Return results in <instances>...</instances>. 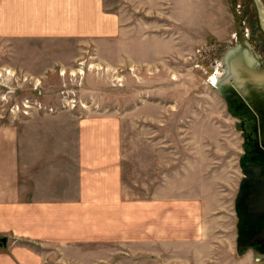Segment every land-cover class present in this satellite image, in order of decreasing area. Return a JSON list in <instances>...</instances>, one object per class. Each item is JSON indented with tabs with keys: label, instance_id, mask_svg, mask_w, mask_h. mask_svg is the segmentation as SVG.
<instances>
[{
	"label": "rangeland",
	"instance_id": "rangeland-1",
	"mask_svg": "<svg viewBox=\"0 0 264 264\" xmlns=\"http://www.w3.org/2000/svg\"><path fill=\"white\" fill-rule=\"evenodd\" d=\"M229 1L163 0L152 5V15L134 12L141 23H155L143 26L139 38L135 31L129 59L121 43L111 51L105 38L87 44L84 38L0 34V97L7 100L0 104L2 120L9 121L15 115L11 107L25 100L53 109L50 115H116L124 195L201 203L202 243L167 244L159 257L137 262L257 264L251 252L240 257L235 252L241 139L208 85L211 65L219 59L217 45L235 38ZM233 2L245 32L264 54V32L252 0ZM134 258L128 264L137 263Z\"/></svg>",
	"mask_w": 264,
	"mask_h": 264
},
{
	"label": "crops",
	"instance_id": "crops-1",
	"mask_svg": "<svg viewBox=\"0 0 264 264\" xmlns=\"http://www.w3.org/2000/svg\"><path fill=\"white\" fill-rule=\"evenodd\" d=\"M162 1L0 0V34L105 38L129 59L135 31L155 23L133 13ZM58 113L0 116V264H128L202 243L201 203L124 195L119 117Z\"/></svg>",
	"mask_w": 264,
	"mask_h": 264
},
{
	"label": "water",
	"instance_id": "water-1",
	"mask_svg": "<svg viewBox=\"0 0 264 264\" xmlns=\"http://www.w3.org/2000/svg\"><path fill=\"white\" fill-rule=\"evenodd\" d=\"M229 2L235 36H237L239 44L227 48L224 55L220 56L219 54V59L214 60L210 69L211 74L208 77V85L216 95L224 97L230 104V96L234 93V89L229 81L232 80L233 85H236L233 77H236L238 72L243 76L242 70H247V68L264 69V67L260 66L259 56L252 55V52L255 53L254 48L247 42L249 35L242 26L239 11L233 0ZM252 2L264 32L263 3L261 0H252ZM251 59H253L254 65L249 64ZM244 84L251 87L255 85L252 82ZM225 87H229L230 94L223 92ZM240 163H242L241 159ZM258 167H248L244 170L241 166L244 178L240 182L239 191L234 201V212L237 219L235 224L236 255L240 257L251 251L257 264L264 262V171L261 173L256 169ZM5 242L6 238H0V247L4 246Z\"/></svg>",
	"mask_w": 264,
	"mask_h": 264
},
{
	"label": "flooded vegetation",
	"instance_id": "flooded-vegetation-1",
	"mask_svg": "<svg viewBox=\"0 0 264 264\" xmlns=\"http://www.w3.org/2000/svg\"><path fill=\"white\" fill-rule=\"evenodd\" d=\"M247 42L254 48L255 53L252 52V55H258L259 63H261L260 66L264 67V54L260 52L254 40L249 38ZM225 44L227 45L224 47ZM238 44L237 36H235V38L219 43L216 51L221 56L225 54L227 48L234 47ZM249 64L254 65L253 59L249 61ZM242 75L243 76H241L239 72L236 77L230 75L236 82V85H233L232 80L229 81L234 89V93L230 96V104L224 97L217 95L223 102L227 114L234 120V129L241 139V152L237 158L241 176L233 200V212L234 201L239 191L240 182L244 178L241 166L244 170L248 167L254 168L260 166L256 169L261 173L264 171V69L247 68V70H242ZM251 82L255 84L254 87L244 84ZM254 89L255 91H253ZM223 92L225 94H230L229 87H225ZM240 159L242 163H240ZM236 221L237 219L235 216V224ZM251 253L253 255V252Z\"/></svg>",
	"mask_w": 264,
	"mask_h": 264
},
{
	"label": "built area",
	"instance_id": "built-area-1",
	"mask_svg": "<svg viewBox=\"0 0 264 264\" xmlns=\"http://www.w3.org/2000/svg\"><path fill=\"white\" fill-rule=\"evenodd\" d=\"M5 71V75H11V72L8 70H4ZM63 74V71L60 72V75ZM2 73L0 72V79H2L1 77ZM0 102L1 104L6 103L7 100L5 99L4 96L0 97ZM21 107V108H20ZM66 105H62V109H65ZM46 111L48 113H52L53 109L51 108H45L43 107L41 104L39 103H35L33 101H29V100H25L21 106L19 105H15L11 107V111L12 114H23V116H27L30 115L32 113V111Z\"/></svg>",
	"mask_w": 264,
	"mask_h": 264
},
{
	"label": "bare ground",
	"instance_id": "bare-ground-1",
	"mask_svg": "<svg viewBox=\"0 0 264 264\" xmlns=\"http://www.w3.org/2000/svg\"><path fill=\"white\" fill-rule=\"evenodd\" d=\"M248 94V93H247Z\"/></svg>",
	"mask_w": 264,
	"mask_h": 264
}]
</instances>
